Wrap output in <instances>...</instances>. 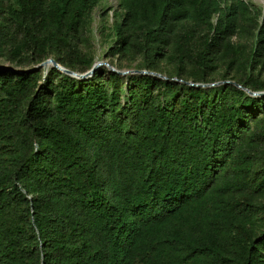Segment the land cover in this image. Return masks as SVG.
<instances>
[{"label":"trees","instance_id":"16d2710c","mask_svg":"<svg viewBox=\"0 0 264 264\" xmlns=\"http://www.w3.org/2000/svg\"><path fill=\"white\" fill-rule=\"evenodd\" d=\"M103 1L0 0V264H264V95L172 80L264 91V4ZM100 55L169 79L31 70Z\"/></svg>","mask_w":264,"mask_h":264},{"label":"water","instance_id":"95a60500","mask_svg":"<svg viewBox=\"0 0 264 264\" xmlns=\"http://www.w3.org/2000/svg\"><path fill=\"white\" fill-rule=\"evenodd\" d=\"M106 66L109 70L116 72L120 75H127V74H135V73H144V74H150V75H155L158 77H161L163 79H169L167 76L158 73V72H153V71H148V70H132V69H118L115 66L111 65L108 61L102 59V60H96L95 63L93 64V66L86 71L85 73H79L76 71H73L63 65H61L60 63H58L54 58H49L41 63H39L38 65L34 66L31 70H35V69H39L41 67L44 68H48V67H56L57 69H59L61 72L66 73L68 75H71L73 77H76L78 79H87L90 78L94 75L96 69L100 66ZM0 69L3 70H16L11 66H6V65H0ZM20 71V70H17ZM172 80H175L179 83H185L187 85L193 86V87H199V88H209L212 86H218L224 83H232L234 85H236L237 87L245 90L248 94L252 95V96H262L264 95V91H253L249 88H246L244 86H242L241 84L237 83L236 81H231V80H222V81H218V82H213V83H206V82H194V81H185L183 79H179L177 77L172 78Z\"/></svg>","mask_w":264,"mask_h":264},{"label":"rangeland","instance_id":"374dc122","mask_svg":"<svg viewBox=\"0 0 264 264\" xmlns=\"http://www.w3.org/2000/svg\"><path fill=\"white\" fill-rule=\"evenodd\" d=\"M253 2H255L256 4H264V0H252ZM117 5H118V0H104L103 2H102V4H101V6H106L107 8L106 9H111L112 7L113 8H116L117 7ZM101 10V8L99 9L98 8V11L95 13V21H94V23H93V27H94V32H95V34H96V47H97V50H98V52L99 53H101V52H103V50L101 49V47H100V44H99V42H98V36H97V29H98V26H99V11ZM102 59H104V60H106L105 58H104V56L103 55H100L99 57H98V60H102Z\"/></svg>","mask_w":264,"mask_h":264}]
</instances>
